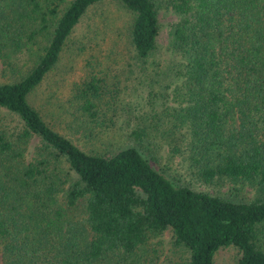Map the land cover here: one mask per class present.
Instances as JSON below:
<instances>
[{"label":"trees","instance_id":"1","mask_svg":"<svg viewBox=\"0 0 264 264\" xmlns=\"http://www.w3.org/2000/svg\"><path fill=\"white\" fill-rule=\"evenodd\" d=\"M97 1L0 0L2 62L11 66L3 55L27 48L40 32L47 38L17 79L0 81V108L18 128L0 127V264H155L148 237L166 228L186 251L178 264H212L225 245L236 248L235 264H264V0H160L175 16L169 62L188 169L205 182L223 176L253 187L245 200L172 182L139 148L150 136L144 124L127 134L139 147L112 151H86L62 133L58 125L97 138L93 74L75 88L79 116L58 112L54 123L30 103ZM118 1L131 14L128 43L143 61L159 33L155 1Z\"/></svg>","mask_w":264,"mask_h":264},{"label":"rangeland","instance_id":"2","mask_svg":"<svg viewBox=\"0 0 264 264\" xmlns=\"http://www.w3.org/2000/svg\"><path fill=\"white\" fill-rule=\"evenodd\" d=\"M157 8L159 33L156 47L148 58L140 60L133 55L128 43L130 12L118 0H99L90 5L81 16L65 41L58 60L41 82L29 93L28 100L39 108L47 120L50 115H78L75 88L88 75L99 78V100L91 120L98 131L96 139L81 134H71L63 125L58 129L86 151L107 149L135 144L127 134L135 124H144L150 136L145 140L142 153L151 165L162 171L172 182L234 200L253 196L254 188L233 182L227 177L216 176L205 182L194 176L184 159L188 144L186 127L175 116V73L171 70L174 55L168 48V30L175 19L160 0H154ZM0 16V22L4 23ZM36 42L27 41V48L6 52L0 56V81L17 79L31 65L38 45L46 43L40 32ZM43 37L42 41H39ZM4 53V51H1ZM182 105V103H180ZM59 114L53 116L59 118ZM68 120V119H65ZM17 118L0 108V127L7 132L17 131ZM55 123V122H54ZM99 137V138H98ZM35 138L29 139L26 154L34 149ZM66 171V168H64ZM73 176V173L69 171ZM147 245L155 264H178L186 257V251L172 243L169 228L152 233ZM238 256L232 245L219 247L212 264H235Z\"/></svg>","mask_w":264,"mask_h":264}]
</instances>
